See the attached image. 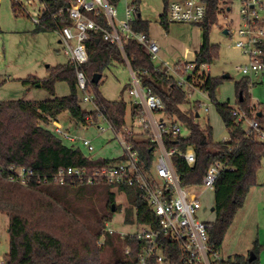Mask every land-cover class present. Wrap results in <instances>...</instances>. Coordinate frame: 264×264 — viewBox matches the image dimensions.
Wrapping results in <instances>:
<instances>
[{
  "label": "trees",
  "instance_id": "trees-1",
  "mask_svg": "<svg viewBox=\"0 0 264 264\" xmlns=\"http://www.w3.org/2000/svg\"><path fill=\"white\" fill-rule=\"evenodd\" d=\"M39 1L44 9L35 32H58L63 26L71 24L67 15L60 14V10L74 0ZM229 1L208 0L207 17L199 24L202 43L193 60L195 68L187 74V79L196 88L208 93L228 130V140L216 141L210 123L205 126L200 123V103L196 102L186 110L182 108L184 104L190 103L188 92L194 89L178 86L175 79L168 75L167 67L164 64L157 65L142 44L130 40L122 52L105 42L101 32L93 31L86 42L89 61L83 65V69L93 91L95 109L87 111L82 107L77 83L78 67L70 60L51 66L45 78L30 75L22 79L24 86L44 88L52 97L45 100H0L1 165L5 168L27 167L44 178L61 168L74 166L94 170L125 159L124 155L116 159L86 157L80 149L66 145L54 134L52 127L61 114L68 113L77 125L88 126L90 120L96 122L100 115L115 131H123L128 108L131 119L135 120L142 114V106L124 99H107L99 85L105 71L114 62L129 65L148 94L158 95L165 103L162 119L180 123L190 130L188 136L181 133L177 137L169 134L164 138L167 149L186 151L191 148L195 151L196 162L192 166L185 158L177 154L172 156V163L182 184L201 185L209 167L216 161L227 163L230 167L221 172L213 191L215 220L209 230V241L220 250L238 210L243 206L251 187L257 184V172L264 159V141L257 137L255 130L238 124L233 113L234 106L230 102H220L216 96V89L225 78L213 77L205 70L218 57L220 48L210 41L211 27L218 21L220 13L226 9L224 5L229 4ZM109 2L116 6L120 0ZM164 2L159 22L168 31L169 0ZM139 3L136 0L131 4L134 6L133 29L149 34L150 22L142 18ZM90 16L102 26H107L104 16H95L93 13ZM97 73L102 74V78L98 83H93L92 78ZM59 81L69 84L68 95H57L56 83ZM253 84L250 77L235 84L237 106L249 116L254 110V105H250ZM257 114L264 125V111L258 110ZM131 140L145 167L150 169L155 158L156 143L147 135ZM97 184H100L98 188L91 189L86 182L69 181L62 185L33 179L30 184L24 185L11 181L6 170L0 172V213L9 218V251L3 258L4 264H135L145 246L144 241L136 236L121 238L118 232H105L113 213L121 210L116 202V194L109 191L104 210L97 208L93 197L100 191H108L109 187H118L126 194L129 205L135 211L134 218L131 214L127 215L128 222L155 227L158 224L157 217L140 187ZM160 241L165 256L172 262L182 264L183 256L179 247L167 236H162ZM128 248L130 254L126 253ZM219 264H261L259 245L256 244L248 255L237 254Z\"/></svg>",
  "mask_w": 264,
  "mask_h": 264
},
{
  "label": "built area",
  "instance_id": "built-area-1",
  "mask_svg": "<svg viewBox=\"0 0 264 264\" xmlns=\"http://www.w3.org/2000/svg\"><path fill=\"white\" fill-rule=\"evenodd\" d=\"M241 1L242 25L235 31L237 36L235 47L241 49L248 58V63L240 70L246 77L253 78L264 72V48L262 47L264 0ZM207 12L208 0H169L168 3L169 20L174 23L199 25L206 19ZM90 13L95 16H104L107 26H102L90 16ZM60 14L67 15V18L71 20V24L63 26L58 34L63 53L78 67V88L85 93L83 100L86 102H93L88 78L83 69V65L89 61L86 42L91 32H101L105 42H109L122 52L130 40H136L142 44L153 60L160 50L158 43L150 34L133 29V5L125 9V18L122 20H118L116 7L109 0H74L62 8ZM41 16L34 19L35 24L41 22ZM164 65L167 67L168 75L175 79L178 86L183 89H196L187 79V74L195 68L193 61H183L174 67L166 63ZM130 70L132 81L129 93L135 98L133 102L142 106V114L132 120L130 126H125L123 132L115 131L106 120L122 144L125 159L94 170L74 166L61 168L50 177L44 178L37 176L33 169L16 166L5 168L1 162L0 172L6 170L11 181L24 185L30 184L33 179L38 182L52 181L62 185L69 181L87 184L105 183L114 186L136 185L145 192V197L157 217V226L141 225V229L128 233L117 231L108 223L105 227V232H118L121 238L130 235L144 241L145 246L135 264H180L172 262L165 256L160 241L162 236L169 237L179 247L183 256L182 264H219L223 260L220 250L209 241L212 222L202 219L199 213L204 192L214 191L219 175L230 167L227 163L216 161L209 167L201 185L184 186L172 163V156L177 154L185 158L192 166L196 162L195 151L191 148L180 151L165 147V136L171 134L177 137L182 132V125L162 119L166 108L165 103L158 95L148 94L138 75L131 68ZM233 113L238 124H247V129L255 130L257 137L264 141V125L261 124L255 108L251 116L239 106H234ZM90 123L93 124V120H90ZM136 129L151 137V141L156 143L155 158L150 169L145 167L131 140L137 138ZM52 131L64 142L79 141L89 151L95 150L91 140L73 135L59 121L53 122ZM130 252L128 248L126 253L130 254ZM0 264H4V261H0Z\"/></svg>",
  "mask_w": 264,
  "mask_h": 264
},
{
  "label": "rangeland",
  "instance_id": "rangeland-1",
  "mask_svg": "<svg viewBox=\"0 0 264 264\" xmlns=\"http://www.w3.org/2000/svg\"><path fill=\"white\" fill-rule=\"evenodd\" d=\"M135 1L120 0L115 6L118 20L125 18V9ZM139 2L142 18L150 22L149 33L160 46L154 62L157 65L166 63L174 67L183 61H193L202 41L201 27L195 24L170 22L169 30L166 31L159 22L165 7L164 0H139ZM228 3L231 10L225 9L221 12L218 21L211 27L210 41L218 44L220 48L218 57L210 66H206L205 70L209 71L213 77L229 76L217 87L216 96L220 102H230L233 107L237 106L235 84L246 77L240 68L248 63V58L241 49L235 47L237 39L235 31L242 25L240 13L242 1L230 0ZM43 9L44 5L39 0H0V100L2 101L50 99L52 96L46 89L33 85L26 87L22 79L30 75L45 78L51 66L69 61L62 51L58 32H35L34 19L42 15ZM252 79L254 84L250 90L252 96L250 105H254L256 111L262 110L264 109V72L253 76ZM131 81L132 74L129 66L114 62L105 71L99 89L107 99H124L130 103L135 100L129 93ZM125 86L128 87L124 90ZM56 93L59 96L68 95L69 84L65 81L57 82ZM90 94L93 98L92 89ZM79 96L85 110L95 109L92 101L83 100L85 96L83 91L79 90ZM188 99L190 103L184 104L182 108L186 110L192 104L200 103L198 118L200 123L203 126L210 123L216 141L228 140V130L208 93L196 88L190 92ZM58 121L73 135L91 140L95 148L92 152L79 141L75 143L65 141L69 147L80 149L86 157L116 159L123 155L122 144L103 117L98 116V120L88 126L77 125L69 119ZM126 121L125 126H130L132 119L129 108ZM244 127L248 128V125L244 124ZM103 128L105 130H102ZM181 133L183 136H188L190 130L182 125ZM144 136V133L136 129L137 138ZM99 185L88 184L91 189H96ZM109 191L116 194V202L121 206V210L113 213L109 226L125 233L141 229L136 223L126 220L128 214L134 218L135 211L129 205L126 194L118 187H109L108 191L103 190L94 195L93 201L97 208L104 210ZM201 201L200 217L206 221H214V192L205 191ZM8 223V216L0 213V261L9 251ZM256 244L259 245L260 262L264 264V159L257 172V184L251 187L243 206L238 210L226 233L220 249L221 257L227 260L237 254L248 255Z\"/></svg>",
  "mask_w": 264,
  "mask_h": 264
},
{
  "label": "crops",
  "instance_id": "crops-1",
  "mask_svg": "<svg viewBox=\"0 0 264 264\" xmlns=\"http://www.w3.org/2000/svg\"><path fill=\"white\" fill-rule=\"evenodd\" d=\"M226 10L227 11H230L231 10V7H230V4H227L226 5ZM150 34V33H149ZM150 36H151V34H150ZM152 37V36H151ZM153 38V37H152ZM154 39V38H153ZM59 42H60V37H59ZM157 42V41H156ZM158 43V42H157ZM201 43H202V41H201ZM61 44V43H60ZM201 46V45H200ZM160 47V46H159ZM200 48V47H199ZM199 50V49H198ZM197 50V51H198ZM196 51V52H197ZM26 87H28V86H26ZM263 111H264V109H262ZM262 110H261V112H262ZM159 117H161V115H159ZM67 119H69L70 121H72V122H74L72 119H71V117L68 115V113H63V114H61L60 116H59V119L58 120H67ZM69 130V129H68ZM9 219V218H8ZM7 226H9V223H8V225ZM8 231H9V228H8Z\"/></svg>",
  "mask_w": 264,
  "mask_h": 264
},
{
  "label": "water",
  "instance_id": "water-1",
  "mask_svg": "<svg viewBox=\"0 0 264 264\" xmlns=\"http://www.w3.org/2000/svg\"><path fill=\"white\" fill-rule=\"evenodd\" d=\"M227 32V31H226ZM229 76L228 75H225L224 78H228ZM102 78V74L100 73H97V74H94L93 78H92V82L93 83H98ZM214 209V208H213Z\"/></svg>",
  "mask_w": 264,
  "mask_h": 264
}]
</instances>
